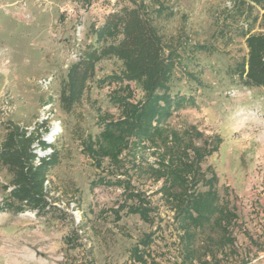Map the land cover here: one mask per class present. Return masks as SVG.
Segmentation results:
<instances>
[{
	"label": "rangeland",
	"instance_id": "374dc122",
	"mask_svg": "<svg viewBox=\"0 0 264 264\" xmlns=\"http://www.w3.org/2000/svg\"><path fill=\"white\" fill-rule=\"evenodd\" d=\"M160 1L174 11L163 23V32L211 42L218 49L198 54V64L189 66L202 84L177 74L174 89L192 94L196 106L175 112L169 125L181 129L194 124L207 135L220 136L218 151L205 164L215 169L219 187L229 188L239 215V252L253 264H264V251H260L264 249V87H241L228 74L245 53L240 38L230 44L217 40L223 11L233 0ZM126 3L91 0L85 6L73 0H0V123L12 120L38 127L40 121L48 126L56 119L62 128L52 146L57 163L48 176L55 208L40 215L34 210L0 211V264H124L131 246L155 229L126 209L115 213L124 199L122 190L91 188L100 170L81 152V139L100 131L98 115H118L110 99L115 84L99 86L97 81L118 73L120 61L104 59L97 64L81 103L70 113L61 111L57 100L73 55L93 39L92 25H99L107 13ZM44 77L50 79L47 88L38 84ZM131 86L134 99H140L141 91ZM47 102L52 103L51 116L43 120L47 112L42 114V106ZM3 133L0 128V140ZM143 180L136 184L148 194L160 185ZM7 181L0 167V203ZM150 199L158 206L162 227L150 248L152 256L162 264H175L171 213L159 195Z\"/></svg>",
	"mask_w": 264,
	"mask_h": 264
},
{
	"label": "trees",
	"instance_id": "16d2710c",
	"mask_svg": "<svg viewBox=\"0 0 264 264\" xmlns=\"http://www.w3.org/2000/svg\"><path fill=\"white\" fill-rule=\"evenodd\" d=\"M73 1L91 4V0ZM125 1L99 25H92L93 39L69 63L57 99L60 110L70 113L81 103L97 64L104 59L120 61L118 73L97 81L99 86L115 84L110 99L118 115L99 114L100 131L81 139V152L100 170L91 188L122 190L124 199L115 213L126 209L127 214L155 226L131 246L124 264H162L150 250L162 229L152 195H159L171 213L175 264H253L236 243L239 215L229 188H220L215 169L205 164L218 151L220 136L207 135L194 124L177 129L168 122L178 110L196 106L192 94L174 89L177 74L202 84L189 66L198 64V54L218 49L211 42L163 32V23L174 11L162 1ZM223 12L217 40L230 44L240 38L245 46V53L229 67V76L241 87H264V0H233ZM131 83L141 91L140 99H134ZM39 127L27 134L24 126L12 120L0 123L4 132L0 167L8 175L0 211L34 210L40 215L55 208L44 182L57 163V152L52 149L39 164L34 163L32 144L39 137ZM142 179L160 185L148 194L136 184Z\"/></svg>",
	"mask_w": 264,
	"mask_h": 264
},
{
	"label": "built area",
	"instance_id": "2783aa9c",
	"mask_svg": "<svg viewBox=\"0 0 264 264\" xmlns=\"http://www.w3.org/2000/svg\"><path fill=\"white\" fill-rule=\"evenodd\" d=\"M74 58H76V53L73 55ZM49 77L48 78H41L38 81V84L43 87L47 88L49 85ZM52 108V103L47 102L42 106V114L46 113V116L43 117L44 119H47L49 115L51 116L50 110ZM45 122V121H44ZM43 121L38 122L40 125L44 123ZM37 126L34 127H25L27 130V134H29L31 131H33ZM43 128V129H42ZM61 122L59 120L53 119L50 124L47 126H42L39 128V137L33 142L32 148L34 152L36 153V157L34 159L35 164H39L40 158L48 155L49 153L52 152V146L54 145L56 139L60 135L61 132ZM40 142H43L44 144H40ZM44 185L47 189H49V179H46L44 182ZM52 193L50 192V195ZM49 201L51 199L48 198ZM52 204H55L52 202Z\"/></svg>",
	"mask_w": 264,
	"mask_h": 264
}]
</instances>
